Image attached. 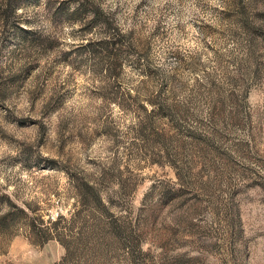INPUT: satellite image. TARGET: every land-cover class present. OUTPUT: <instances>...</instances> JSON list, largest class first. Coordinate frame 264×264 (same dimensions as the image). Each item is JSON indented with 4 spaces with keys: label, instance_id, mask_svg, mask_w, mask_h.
Returning <instances> with one entry per match:
<instances>
[{
    "label": "rangeland",
    "instance_id": "374dc122",
    "mask_svg": "<svg viewBox=\"0 0 264 264\" xmlns=\"http://www.w3.org/2000/svg\"><path fill=\"white\" fill-rule=\"evenodd\" d=\"M0 192L103 235L0 264H264V0H0Z\"/></svg>",
    "mask_w": 264,
    "mask_h": 264
},
{
    "label": "trees",
    "instance_id": "16d2710c",
    "mask_svg": "<svg viewBox=\"0 0 264 264\" xmlns=\"http://www.w3.org/2000/svg\"><path fill=\"white\" fill-rule=\"evenodd\" d=\"M81 186H84V188ZM78 189L81 195V203L88 208L90 215L94 216L95 213L104 211L95 187L80 183ZM62 221L63 217L61 215L55 220L49 219L46 222L40 217H29L23 207L17 205L8 195L0 192L1 235H14L18 231L20 226L18 224L20 223L23 228L28 230V235L39 244L45 243L50 239L59 241L65 247L66 254L64 258H67L76 252L84 251L83 249L91 245V243H88L95 239L100 229V220L98 218H94L93 224H87L86 221H83L77 232L72 231L71 223L69 225H61ZM113 234H115L114 231ZM117 234L120 235V233ZM72 239H77L78 247H73L75 245L72 244ZM92 246H95V241Z\"/></svg>",
    "mask_w": 264,
    "mask_h": 264
}]
</instances>
